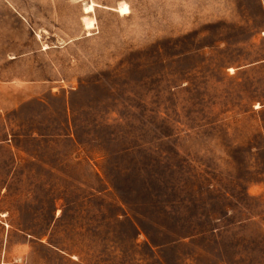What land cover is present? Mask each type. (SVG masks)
Instances as JSON below:
<instances>
[{
  "label": "rangeland",
  "instance_id": "1",
  "mask_svg": "<svg viewBox=\"0 0 264 264\" xmlns=\"http://www.w3.org/2000/svg\"><path fill=\"white\" fill-rule=\"evenodd\" d=\"M0 264H264V0H0Z\"/></svg>",
  "mask_w": 264,
  "mask_h": 264
},
{
  "label": "bare ground",
  "instance_id": "2",
  "mask_svg": "<svg viewBox=\"0 0 264 264\" xmlns=\"http://www.w3.org/2000/svg\"><path fill=\"white\" fill-rule=\"evenodd\" d=\"M92 8H93L92 6H89L86 8V11H90V10H92Z\"/></svg>",
  "mask_w": 264,
  "mask_h": 264
}]
</instances>
